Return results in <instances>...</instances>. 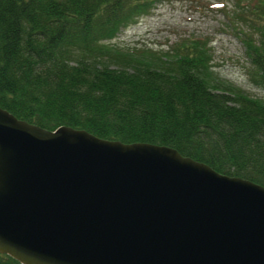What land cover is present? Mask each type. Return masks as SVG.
<instances>
[{"label":"water","instance_id":"95a60500","mask_svg":"<svg viewBox=\"0 0 264 264\" xmlns=\"http://www.w3.org/2000/svg\"><path fill=\"white\" fill-rule=\"evenodd\" d=\"M0 252L24 264H264V185L176 148L0 106Z\"/></svg>","mask_w":264,"mask_h":264},{"label":"trees","instance_id":"16d2710c","mask_svg":"<svg viewBox=\"0 0 264 264\" xmlns=\"http://www.w3.org/2000/svg\"><path fill=\"white\" fill-rule=\"evenodd\" d=\"M250 1L239 14L258 38L241 39L264 87V0ZM154 2L0 0V106L48 129L166 144L264 185V98L212 81L206 39L162 54L109 43ZM0 264L24 263L0 252Z\"/></svg>","mask_w":264,"mask_h":264},{"label":"rangeland","instance_id":"374dc122","mask_svg":"<svg viewBox=\"0 0 264 264\" xmlns=\"http://www.w3.org/2000/svg\"><path fill=\"white\" fill-rule=\"evenodd\" d=\"M249 1L155 0L148 13L121 27L109 43L127 51L150 49L162 54L188 38H204L210 47L212 81L264 98V87L254 80V66L241 39L245 32L258 38L250 25L251 13L239 14Z\"/></svg>","mask_w":264,"mask_h":264}]
</instances>
